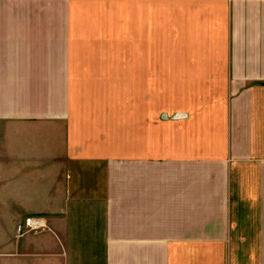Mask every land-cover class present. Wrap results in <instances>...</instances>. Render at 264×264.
Returning <instances> with one entry per match:
<instances>
[{
	"label": "crops",
	"instance_id": "0c3cea01",
	"mask_svg": "<svg viewBox=\"0 0 264 264\" xmlns=\"http://www.w3.org/2000/svg\"><path fill=\"white\" fill-rule=\"evenodd\" d=\"M114 2L0 0V264H264V0Z\"/></svg>",
	"mask_w": 264,
	"mask_h": 264
},
{
	"label": "rangeland",
	"instance_id": "374dc122",
	"mask_svg": "<svg viewBox=\"0 0 264 264\" xmlns=\"http://www.w3.org/2000/svg\"><path fill=\"white\" fill-rule=\"evenodd\" d=\"M173 0H147L146 7L142 8V10L131 11L128 13L126 11V6L122 2H114L112 6H92L88 5L84 7V11L81 14V20L83 22H106L110 27L109 33L114 34V39L117 42H121L124 38V33L126 30L124 29L125 24L130 22V48L131 51L137 52L139 51L138 45V37H139V21L141 19L144 26L147 27L148 38L146 41L148 42V46L146 47V51L148 53H155V34L154 30L156 27V23L160 22L161 19L168 20L170 19V12L167 8L163 7L164 5H170ZM112 28V29H111ZM170 51V48H168ZM116 51H122V46L116 47ZM142 51V50H141ZM155 60L151 59L147 61V67L150 69L155 68ZM117 79V78H116ZM121 80V78H119ZM153 88L148 87V97L153 96ZM111 94V92H109ZM122 87L120 86L114 92L115 100H122ZM150 95V96H149Z\"/></svg>",
	"mask_w": 264,
	"mask_h": 264
},
{
	"label": "built area",
	"instance_id": "2783aa9c",
	"mask_svg": "<svg viewBox=\"0 0 264 264\" xmlns=\"http://www.w3.org/2000/svg\"><path fill=\"white\" fill-rule=\"evenodd\" d=\"M46 227L45 221L39 216H27L15 226L16 235L26 231H37Z\"/></svg>",
	"mask_w": 264,
	"mask_h": 264
}]
</instances>
